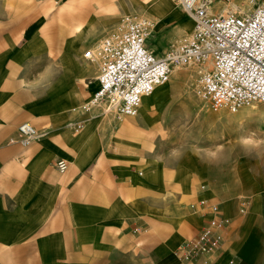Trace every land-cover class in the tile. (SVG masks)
Here are the masks:
<instances>
[{
	"label": "crops",
	"instance_id": "obj_1",
	"mask_svg": "<svg viewBox=\"0 0 264 264\" xmlns=\"http://www.w3.org/2000/svg\"><path fill=\"white\" fill-rule=\"evenodd\" d=\"M179 9L175 0H61L49 21L27 11L0 20V264H14L17 252L67 264L98 250L132 264H264V188L221 176L225 155L208 146L220 145L222 130L202 150L172 147L165 130L176 85L145 96L135 115L117 118L105 101L85 108L99 87L100 58L84 52H97L122 13L155 23L145 14L161 12L167 23L178 21L160 48H151L152 33L147 39L163 55L193 30ZM12 27L32 31L17 40ZM24 121L45 132L26 146L10 141ZM166 188L183 197H164ZM215 215L227 220L219 246L187 256Z\"/></svg>",
	"mask_w": 264,
	"mask_h": 264
},
{
	"label": "built area",
	"instance_id": "obj_2",
	"mask_svg": "<svg viewBox=\"0 0 264 264\" xmlns=\"http://www.w3.org/2000/svg\"><path fill=\"white\" fill-rule=\"evenodd\" d=\"M175 1L193 19L194 27L187 39L163 55L147 46L154 23L132 15H126L120 27L102 39L97 52L93 48L84 52L89 59L100 58L99 87L87 108L105 101V111L117 118L135 115L142 97L167 82L175 66L191 64L204 68L199 93L215 109L237 110L264 102V0H247L252 4L250 10L225 0L227 8L222 12L214 10L215 0ZM44 134L24 121L18 125V138L10 141L26 146ZM68 166L64 158L57 161L60 172ZM212 210L217 213L218 205L213 204ZM226 222L215 215L189 241L187 256L214 251L223 239Z\"/></svg>",
	"mask_w": 264,
	"mask_h": 264
},
{
	"label": "rangeland",
	"instance_id": "obj_3",
	"mask_svg": "<svg viewBox=\"0 0 264 264\" xmlns=\"http://www.w3.org/2000/svg\"><path fill=\"white\" fill-rule=\"evenodd\" d=\"M60 3L61 0H0V20H8L11 22V15L21 16L24 11H27L26 14L31 16L32 19L35 15H40L38 19L41 17L49 21L48 18L52 14V8H56ZM146 4L148 5L149 3ZM7 10L18 11L15 14H11ZM175 11H178V8ZM126 15L133 16L140 14L122 13L121 21H123ZM163 15L165 13L161 12L157 14L154 12L145 14L147 18H152L155 21L154 30L151 35V48H156L157 46L160 48L167 30L172 29L178 23V21L167 23ZM190 22L189 28H191L193 21ZM3 29L1 31H4ZM8 31L16 33L17 40H20L23 35L27 36L32 29L29 28V30H26L27 33H25L23 28L17 29L16 27L14 29L12 27ZM189 34L190 32L181 36L174 44H180L187 39ZM4 37L5 35L3 34L2 40ZM203 70L204 68H201L199 64L175 66L170 74L169 80L160 85L167 86L174 84L178 88L177 93L171 100V109L168 112L169 118L166 124L167 130H165L171 134L170 141H172V144L174 142L176 143L172 147H176L175 150L178 151L189 147L202 150L204 145L207 147V143L210 140H207L210 138L209 136L217 135L222 130L223 136L220 139V145L208 146L211 148L214 147V149H221L225 155L224 159L221 160L222 164H220L222 168L221 176L227 182L233 180L241 181L243 184L255 182L258 187L257 190L259 191L261 188H264V126L260 125L261 121H264V102L255 101L251 104L241 106L236 111H232L227 107L215 109L210 100L199 93ZM179 72L180 74L175 76V73ZM163 194L167 198H182L184 193L182 190L176 188H166L163 190ZM204 201L205 199L201 200L200 204ZM193 202L191 201L190 203ZM15 255L18 259L14 264H65V262L57 261L55 257L47 260V258L38 256V254H33L35 256L32 258L31 254L24 252H17ZM77 257L76 259L71 257L66 263L132 264L128 263L127 258H123L119 253H109L102 250H98L97 252L86 251L80 255L78 253Z\"/></svg>",
	"mask_w": 264,
	"mask_h": 264
},
{
	"label": "bare ground",
	"instance_id": "obj_4",
	"mask_svg": "<svg viewBox=\"0 0 264 264\" xmlns=\"http://www.w3.org/2000/svg\"><path fill=\"white\" fill-rule=\"evenodd\" d=\"M179 10H182L185 14L187 13L184 9H179ZM176 68H178V67H176ZM176 68H175V69H176ZM201 68H202V66H201ZM177 72H178V71H177ZM176 74H177V75H176ZM179 74H180V72H179V73H175V76H178ZM98 81H99V79H98ZM164 83H166V82H164ZM164 83H162V84H164ZM162 84L157 85V86L155 87V89H154L151 93H149L148 95L152 94V93L156 90V88H157L158 86L162 85ZM95 92H96V91H95ZM95 92H94V93H95ZM148 95H145V96H148ZM145 96H143L142 99H143ZM142 99H141V102H142ZM89 103H90V101H89ZM140 104H141V103H140ZM85 106H86V107H85L86 109H89V108H87V106H89L88 103H86ZM139 106H140V105H139ZM229 109L232 110V111H236V109H235V110H233V109H231V108H229ZM263 118H264V117H263ZM260 125L264 126V121H263V120L261 121Z\"/></svg>",
	"mask_w": 264,
	"mask_h": 264
}]
</instances>
